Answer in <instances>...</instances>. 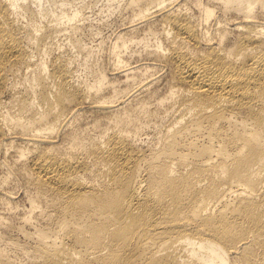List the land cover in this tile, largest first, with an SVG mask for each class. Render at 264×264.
<instances>
[{
	"label": "bare ground",
	"instance_id": "1",
	"mask_svg": "<svg viewBox=\"0 0 264 264\" xmlns=\"http://www.w3.org/2000/svg\"><path fill=\"white\" fill-rule=\"evenodd\" d=\"M69 1L0 0V165L14 148L3 182L25 179L32 239L0 216V264H264V0H106L129 21L108 46L121 85L93 65L75 83L54 54L62 31L78 47Z\"/></svg>",
	"mask_w": 264,
	"mask_h": 264
},
{
	"label": "rangeland",
	"instance_id": "2",
	"mask_svg": "<svg viewBox=\"0 0 264 264\" xmlns=\"http://www.w3.org/2000/svg\"><path fill=\"white\" fill-rule=\"evenodd\" d=\"M178 1L179 3H185L183 0H178ZM189 1L190 0H188L187 3ZM204 1H207V0H204ZM110 2H112V5H108L107 4L108 2L106 0H81V1L72 0V1H69L67 5H76L78 7L77 9L80 11V16H79L80 21L78 23H80V25L82 24L83 29L81 32L73 35L74 37L72 36V38H75V36H77L76 39L78 40V47L77 48L72 47V45L69 43L68 35L67 36L63 35V33L67 34V32L65 31H62L61 33H59L58 36L54 37L55 39L52 38L51 40L48 39L47 41L48 44L52 41V44L51 43L50 44L53 50L55 51V52L53 51L54 54L62 52L61 54L65 55L66 57L70 59V61H72L71 68H73V75H74L75 83H77L76 80L83 81V82H85L84 80L91 81L92 77L91 75H89V73H87V71L89 70L88 68L86 70L85 68L86 65L99 66V67L104 68L108 74L112 73L111 72V69H112L111 57H109L108 46L111 43L114 33L120 28L124 29L125 27H127L128 26L127 22L129 21L128 19L125 18L127 15L125 11L124 12L122 11L123 13L119 14L115 11V9H113L114 5L116 4V1H110ZM101 40L102 42H100ZM39 46L34 47L33 59L35 61L37 60L36 58H39L38 55L41 56V53H39V50H38ZM82 46L85 48H83ZM140 50H141V44L134 43L131 45V47L128 48V50L125 53L127 55L128 54L131 55L132 57L130 60L134 61V60L139 59L137 57H138ZM132 61H131V64L134 65L135 62H132ZM23 72H25V70ZM20 74L18 75V77L16 74L14 78L11 75L9 76V79L11 77V80L18 79L19 81V79L22 76V75L20 76ZM112 75L110 76L116 77L115 81L117 85H121L122 84L121 80L125 79L122 73H118L117 75L115 74H112ZM118 75L120 78L118 77ZM16 84H17L15 87L16 89L14 88L15 91L20 88H21L20 90L22 91L24 87L27 86V85L25 86V84H21V83L19 84V82ZM20 90H17V91L20 92ZM17 91H16V94H18ZM163 91H164V88L161 86L160 93H162ZM103 92H106V90H104ZM11 93L4 94L3 97L5 99L2 98V101H4L3 103L4 105L8 104L9 100L7 101V99L9 98V94ZM134 94H136V92ZM6 95L8 96L7 99H6L7 97ZM150 107H152V105ZM85 108H87L86 104H85ZM86 110L81 111L82 116L80 115V118L77 120L78 122H76V124L79 125L80 129L82 128L87 129L86 131L88 132V134L90 136H93L94 139H97L99 138V135L98 133H95L94 127H92L93 126V122H92L93 116L91 115L92 113H89V111L87 110L88 111L87 112ZM161 114L163 115L162 119L157 118V119L149 120L147 123V126L138 135L136 141L137 143L140 144L141 148L145 149L147 147L150 148V146L156 145L155 143L156 139L160 135L161 133L160 131L164 129L166 121L168 119L166 112L162 110ZM16 138L18 139V140L16 139V141L19 142L17 143L15 141L16 147L23 145L26 141L25 139H23L24 141L23 140L21 141V136H16ZM11 149L9 148L8 153L6 152L7 154H5V157H6L5 163L0 165V216L5 217L6 220L10 222V226L9 225L8 227L6 226L7 228L5 230L7 232L5 231V237H7L6 236L7 234L9 235L11 239L18 242L19 244L25 241L31 243L32 239L31 240L27 239L24 233L21 232V230H19L21 227L24 228V230H26L28 227L27 230H29V226L25 227V225H22V221H21L22 220L21 218H23L22 215H25V212L27 211V208L29 207V202L27 199L28 187L24 183L25 179H22V177H20L17 174H13L12 176L9 177L8 182L7 181L5 183L3 182L4 176H6V173H7V169H6L7 162L12 163L16 158L15 151H13L15 149L14 148H11ZM2 183H4L5 185ZM6 195L8 198L10 197L9 200L11 201V206L10 205L8 206L7 204H4L2 202V199L5 198ZM46 210L50 213H53V216L52 215L51 216L55 218V214L54 212H52L51 207H47ZM35 220H32V221L35 222ZM37 222H39V220ZM18 226H19V229H18ZM0 230L2 229L0 228Z\"/></svg>",
	"mask_w": 264,
	"mask_h": 264
}]
</instances>
